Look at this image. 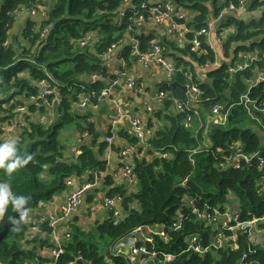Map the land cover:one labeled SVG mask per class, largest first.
I'll return each mask as SVG.
<instances>
[{
    "label": "trees",
    "instance_id": "1",
    "mask_svg": "<svg viewBox=\"0 0 264 264\" xmlns=\"http://www.w3.org/2000/svg\"><path fill=\"white\" fill-rule=\"evenodd\" d=\"M240 1L223 0L219 4V0H180L197 13L188 21L192 31L186 37L192 40L195 32L209 25L211 17L216 18L221 10ZM44 2L0 0V122H9L16 105L24 104L39 93L37 81L46 80L55 90L48 95L50 100L56 93L61 97L54 121L43 123L27 116V124L18 131L14 141L16 156L27 162L11 173L0 167V264H134L128 254L115 253L112 247L135 228L156 224L164 225L165 236L151 235L153 244L147 243V246L158 253L154 258L149 254L140 255L138 258L143 264H264V243L253 245L247 233L238 234V248H218L199 255L186 250V238L199 235L203 244L208 245L216 232L214 226H205L191 214L180 229L170 228L180 208L185 213L191 212L193 207L185 204L188 198H195L194 206L199 208L205 203L232 204L240 209L242 219L264 214V192H259L258 185L264 166L260 167L255 157L250 162L242 160L236 167L234 158L237 142L241 143L244 153L264 157V133L252 125L259 124L264 131V81L248 92L251 82L264 72V0H255L248 7L251 12L261 10L257 15L242 19L233 14L226 23L220 24L221 28L234 27V32L222 42L225 58L220 66L216 65L219 58L205 35L198 36L201 39L199 51H193L191 43L184 48L173 43L178 52L174 56L167 53L177 66L171 82L195 84L200 90L202 106L189 105L190 96L181 87L163 84L162 90L170 91L185 108L173 109V101L168 99L154 111L149 126L156 117L163 124L153 129L151 147L145 152L140 150L142 156L133 159L139 189L133 191L124 182L116 183L114 176L107 172L100 185L105 188L114 185L105 196L122 195L128 211L126 216L119 221L113 217L97 221L89 232L73 226L70 237L62 245L64 251L56 260L54 256L43 257L37 251L40 247H54L47 236L52 228L47 221H40L39 211L42 205L51 203L57 194L67 189L66 180L70 176L81 177L88 173L94 180L93 171H107L103 155L108 143L98 142L99 133L92 122L79 123L78 118H87L91 110H82L76 103L81 94L91 95L95 103L102 101L99 93L108 85L104 78L113 75L99 54L119 43L131 24V15L127 12L122 23L115 21L125 4L123 0H53L45 16L26 18L22 31L17 33H21L22 38L14 34L10 39L19 13L29 10V15L35 16L30 13L31 8L41 10L40 3ZM134 3L139 5L140 0ZM89 30H96L101 37L95 49L78 47L76 41ZM138 36L142 49L147 50L154 39L153 32L140 31ZM259 36L260 39L253 41ZM241 41L251 42L233 45ZM256 51L258 54L250 66L231 70L237 66V61L244 60L239 54ZM122 53L128 64L133 62L128 47L120 53L121 57ZM194 63L204 67L202 78L198 77ZM94 73L100 76L97 80L82 79L83 75ZM246 93L255 104L244 101ZM215 103L221 104L222 113L226 115L222 124L215 123L214 115L212 122L208 121L204 111L211 107L212 112ZM44 110L41 106L39 112ZM31 111H37L33 104ZM69 122H75L92 137L90 142L80 146L81 152L75 159L65 157L66 146L59 138L60 130ZM107 133L113 134L110 130ZM126 137L131 144L138 143L132 135L126 134ZM3 144L0 139V145ZM156 150L169 152L171 158L156 155ZM19 197H24L26 202L18 210L13 199ZM133 202L139 203L140 208L129 209ZM152 220L156 222L150 223ZM34 227L38 229L37 235L31 231ZM164 253L175 257L167 260Z\"/></svg>",
    "mask_w": 264,
    "mask_h": 264
},
{
    "label": "built area",
    "instance_id": "2",
    "mask_svg": "<svg viewBox=\"0 0 264 264\" xmlns=\"http://www.w3.org/2000/svg\"><path fill=\"white\" fill-rule=\"evenodd\" d=\"M246 1L241 0L238 5L231 3L229 7L226 9L233 11L235 13H244L248 11V8L245 7ZM249 6H251L255 0H249ZM125 3L121 9V12L118 14L117 19L115 21L117 23H122V18L127 15L129 12L131 24L125 31L124 38L121 40L128 45L130 52V59L133 61L135 59L141 61L145 66L158 65L162 69H164L169 77V82L172 81L173 76L177 71V66L173 58L167 55V46L159 39H152L150 42V46L147 50L142 49V42L139 38L138 34L140 32L141 26H144V30L148 33L150 31L153 32L154 28L164 24L166 21L169 22V32L171 34H177L178 44L184 48L187 43H191V48L193 51H199L201 47V39L198 37L200 35L206 36V41L210 47L214 48L211 35L214 32V21H211L209 25L205 28H202L198 32H195V36L192 40L186 37V34L191 32V28L188 25V21L191 19V15L187 12V8L180 0H140L139 5L134 3V0H123ZM127 8V10H126ZM31 14L37 13L35 8H31ZM254 13V12H251ZM257 15V14H256ZM97 31L89 30L86 31L81 38L76 41V45L81 48L85 47H94V44L97 42ZM259 36L257 39H260ZM219 41L221 40L218 37ZM180 40V41H179ZM117 45H112V47L108 50V52L99 54L101 58L104 59V65L108 69L110 75H113L112 78L106 77L109 79V83L106 87H104L100 91V97L108 98L112 100L114 107L113 112L109 113L110 120L112 122V128L110 131L113 132V126L117 123L119 118L123 114L122 107L115 101L113 98V93L115 89L123 84L132 91L143 92L144 84L139 79L134 76H130L126 74V65L127 60L125 57H121L119 54V62L118 65L113 64L110 61V56L114 50V47ZM258 52H251L250 54H242L244 56L245 61L237 62L236 67H231V70L237 71L240 69H245L250 66V62H252ZM123 55V53H122ZM241 56V55H240ZM221 59H217L216 65H221ZM92 77V81L97 80L100 76L96 73L92 75H88ZM104 78V79H106ZM261 81H264V72H260L254 81L249 85V90ZM39 86V93L36 95H32L29 99V103L26 104H18L13 109L14 113H17L19 117H16L13 123L8 122H0V139L3 140L4 143H13L16 139L15 129L22 130V127L27 124L26 117L31 115V105L37 107L36 116L39 117V121L43 123L51 122V115H54V109L57 110L58 105L61 103V97L56 93L52 100L49 99L48 95L55 92V90L51 87V85L43 81H37ZM188 86V95L190 96L189 105H194L197 100H199L200 90L195 84H187ZM157 101L164 104V102L168 99H171L172 108L175 110H183L185 108L184 103L180 102L175 97H172L168 91L160 90L157 93ZM244 101L246 103H253L255 101H251L248 93L244 95ZM77 107L82 110L92 109L97 106V103L93 101V98L89 94H81L77 103ZM43 106L45 108V112L40 113V107ZM54 108V109H53ZM222 106L219 103H215L212 106V115L215 117V123L222 124L225 122V118L222 116L221 110ZM146 110L150 113H154V107L147 106ZM264 111V109L262 110ZM261 112V111H260ZM34 113V112H33ZM49 113V117L46 114ZM24 115V118L21 116ZM35 115V114H34ZM15 115L12 117L14 118ZM11 118V119H12ZM147 125H145L143 116L141 114H137L132 120V127L130 131V135L135 137L138 140V143L135 144V150L131 146H126L120 150H117L118 157L121 161V172L115 173L113 176L115 178L116 183L128 182L132 184L136 182V176L134 174V166L133 159L137 156L136 147H142L143 149H148L151 147L150 145V137L153 135V130H151L150 134L147 131ZM79 136H91L89 132L79 131ZM105 141L112 148L116 143V138L113 134H108L105 137ZM74 152L79 154L81 150L75 149ZM156 155L163 156L165 158H171V154L169 152H161L155 151ZM139 157V156H138ZM257 157L259 159V166H264V157H260L259 154H251L248 155L243 152V147L241 143H236V153L234 158L236 160V167L241 165L242 160L246 162H250L253 158ZM94 175V180H84L79 183L80 176H70L66 180L67 189L76 182L78 185L71 190L67 198L63 203L59 206V214L56 216H52L50 214L42 215L40 221L48 222L52 228L51 234H55L58 224L62 220H68L71 216L78 210L80 204L84 197H86L95 186H99L103 183V178L105 175L104 171L95 170L92 172ZM259 192H264V175H262L258 181ZM124 197L122 195H115L105 198V205L109 208H113L117 203L123 202ZM186 201V205L192 206L191 212L185 213L183 208H180L177 212V215L174 217L170 228L172 230H178L182 227L184 220L188 219L191 214H194L198 220H201L205 226H214L216 232L208 245H204L202 239L199 235H191L186 238V243L188 244L187 249L193 253L199 255H206L211 252L213 249L218 248H238V234L239 233H247V235L253 241V245H262L264 243V214L262 216H251L248 219H242L240 209H235L232 204L226 203L224 206H213L205 203L203 208H199L194 206L195 198H188ZM143 229V230H142ZM71 230L68 229L64 234V238L67 239L70 237ZM141 236L139 237L138 236ZM152 234H157L159 236H165L164 225H149L145 227L135 228L131 233H129L125 237V245L120 248V253L128 254L131 259L138 258L140 255H151L153 258L156 257L157 251L155 249H149L147 243L153 244V239L151 237ZM64 249L62 245H59L54 249V259L56 260L61 253H63ZM251 251H253L251 249ZM175 257L173 254H165L164 258L167 260H171Z\"/></svg>",
    "mask_w": 264,
    "mask_h": 264
},
{
    "label": "crops",
    "instance_id": "3",
    "mask_svg": "<svg viewBox=\"0 0 264 264\" xmlns=\"http://www.w3.org/2000/svg\"><path fill=\"white\" fill-rule=\"evenodd\" d=\"M152 1H157V0H152ZM26 11V12H25ZM21 11L18 15L17 23L19 26H21L24 23V20L28 17L27 15L29 14V10ZM187 12L191 15V19H193L196 16V11L187 8ZM235 12L230 11L226 8L221 10V12L218 14V16L211 17L210 22L214 21L215 25L217 26V22L219 21V27L217 28L218 30L214 31L213 34L211 35V39L214 45V50L217 53V56L219 59L225 58V53L223 51V45L222 42L226 37H228L229 33H231L234 29L232 25L230 26H223L224 28L220 27V24L223 25L226 23L227 19L233 15ZM235 15V14H234ZM241 16V15H240ZM17 27V33H19V27ZM225 29V30H224ZM13 30V29H12ZM223 30V31H222ZM141 32H145V34H148L147 31H143L142 28L140 29ZM220 31V33H218ZM222 31V32H221ZM225 31V35H224ZM125 34V33H124ZM153 34L155 39L161 40L165 45L167 46V53L171 54L174 56L178 51L175 50L173 43L182 48L178 42L177 44L173 41L174 40V35L169 32V22L166 21L164 24L158 26L157 28L153 29ZM17 36L21 37L20 35L17 34ZM218 37L221 38L219 41ZM101 38V37H100ZM99 37L97 38L100 39ZM124 38V35L122 38L119 40V43L117 44L116 47H114V50L110 56V61L118 65L119 62V54L123 51H125L126 47L128 45L123 41H121ZM95 45V44H94ZM95 49V46H94ZM167 54V55H168ZM169 54V55H170ZM123 56V55H122ZM195 71L198 75V77L202 78L205 69L203 66H199L197 63H194ZM126 74L130 76H134L135 78L139 79L141 82L144 84V91L143 92H138L136 93L135 91H132L125 85L121 84L119 85L114 93H113V98L117 103L122 107L123 109V114L119 118L116 124L113 126V132L116 138V143L115 145L111 148L109 145H107V151L103 155V159H106V165H107V171H104L105 173H110L114 175L115 173L121 172V161L118 157V152L117 150H120L126 146H131L135 150V144H131L126 137V134H131V127H132V120L137 114H141L143 116V120L145 125H147V130L150 134L151 130L155 129V127H150L149 122L153 117L154 113H150L146 110L147 106H152L154 107V110L160 108L163 106L161 102L157 101V93L158 91L162 90L163 84H168L169 83V77L167 76V73L164 69L159 67L158 65H152V66H145L143 63L137 59L133 60L131 63H127L126 65ZM174 79V77H173ZM173 81V80H172ZM170 92V91H169ZM171 93V92H170ZM172 97H174L172 95ZM199 103V100H197ZM194 103V105L199 107L201 104ZM28 104L29 102H25ZM113 107L114 104L112 100L108 98H103L102 101L97 103V106L91 109V114L86 118L82 117L83 120L92 122L96 131L99 133L98 136V142H103L105 141V137L108 135V131L111 130L112 128V122L109 117V113L113 112ZM15 117L12 119H9L8 123H13L16 119V117H19L17 113H14ZM51 115V120L53 119L52 117L54 115ZM47 117H49V113L46 114ZM37 119V116L34 115ZM21 118H24V115L21 116ZM81 118V117H79ZM155 126V123H154ZM17 128L15 129V134L18 133ZM86 132L85 130L79 129L77 134H74V138H72V142L70 144V147L66 149L65 157L75 159L78 154L74 152L75 149L80 150V146L83 143H88L92 140L91 136L85 135V136H79L80 132ZM264 133V131L262 130ZM262 133V134H263ZM140 150L146 151V149H143L142 147H136V153L137 156L141 157ZM143 152V156H144ZM94 172V171H93ZM93 175V174H92ZM94 177V175H93ZM84 180H91L90 176H88V173L85 175L81 176L79 179V183ZM121 182L120 184H122ZM125 186L133 191H136L139 189V182H133L132 184L125 182ZM78 185V182L75 183V185L69 187L66 189L64 192L57 194L53 201L51 203H47L42 205L41 210L39 211V216L40 215H47L50 214L52 216H56L59 214V206L61 203L65 201L71 190L75 188V186ZM102 185V184H101ZM96 187H102L100 190ZM114 187V185L109 186L105 188L104 186H95V188L86 196L83 198L82 203L80 204L78 210L71 216L70 219L68 220H62L59 222L57 230L55 234H47V236L50 238L51 242L54 243V247L51 246H45V247H40L37 249L39 252V255L46 257V258H53V253H54V248L58 247L59 245H63L65 238L64 234L68 229L72 230L71 226H78L81 230H83L79 225L76 223L78 221H83L84 217H87V215L92 216V221L89 227L90 231L95 227V224L97 221H101L105 218L113 217L116 221L122 220L126 214L127 210L124 208L123 202L117 203L113 208H109L105 205V198H106V191ZM130 208H140L139 203L133 202L130 206ZM84 212V216H81V213ZM78 220H75L79 217ZM37 228L34 227L31 231L35 233L34 235H37ZM84 231V230H83ZM87 231V232H88ZM33 235V236H34ZM32 237V236H31ZM141 237V236H139ZM142 238V237H141ZM125 245V237L119 240L114 244L112 247L113 252L115 253H120V248H122ZM134 264H143V261L139 258L134 259Z\"/></svg>",
    "mask_w": 264,
    "mask_h": 264
},
{
    "label": "rangeland",
    "instance_id": "4",
    "mask_svg": "<svg viewBox=\"0 0 264 264\" xmlns=\"http://www.w3.org/2000/svg\"><path fill=\"white\" fill-rule=\"evenodd\" d=\"M43 1H45L44 3H40V5H41V10H37V13H36V15L35 16H32V15H27V16H30V17H37V18H40V17H43V16H45V13L44 12H47L49 9H50V6L52 5V3H53V0H43ZM223 0H219V4H221V2H222ZM261 10H255V12L254 13H251V11H247V12H244V13H242V12H240V13H234L235 15H241V17H242V19L243 18H249V17H251V16H254V15H256V14H258L259 12H260ZM26 12V11H25ZM25 25V20H24V23L21 25V26H19L18 25V23H17V26L20 28L19 29V31H22V28H23V26ZM217 31L218 29H217V26L215 25L214 26V31ZM225 30V29H224ZM223 31V30H222ZM221 31V32H222ZM234 32V31H233ZM232 32V33H233ZM218 33H220V32H218ZM14 34H17V27L15 26L14 28H13V30L11 31V34H10V39H11V35H14ZM224 35H225V31H224ZM226 36V35H225ZM178 36H177V34L176 35H174V42L177 44V41H178V38H177ZM180 41V40H179ZM26 43V42H25ZM242 54L243 53H241V54H239V58H242L243 56H242ZM240 55H241V57H240ZM228 59V58H227ZM243 61H245V60H243ZM237 62H241V61H237ZM24 73H22V75H23ZM200 101V100H199ZM196 103V102H195ZM198 103V102H197ZM198 104H200V102L198 103ZM193 106H195V105H193ZM202 106V105H201ZM200 106V107H201ZM195 107H197V108H199V105L197 106H195ZM54 109V108H53ZM30 111H31V108H30ZM204 111H205V113L207 114V116H208V121H210V122H212V119H213V116H212V112H211V107H208V108H205L204 109ZM44 112H45V110H44ZM34 114L36 115L37 113H33L32 111H31V115H29L28 117H27V119H29L30 118V120H38L39 121V117L37 116V119L35 118V117H33L34 116ZM221 114H222V116L225 118V120H226V115H224L222 112H221ZM82 115H84V114H82ZM89 116V115H88ZM55 117H56V110L54 109V116L52 117L53 118V121L55 120ZM84 117V116H83ZM154 119V118H153ZM78 120H79V123H81L82 125H85L88 121H84L83 120V118L81 117V118H78ZM154 123H155V126H154ZM153 125L151 126L152 128L153 127H155V129H157L159 126H162V124L163 123H161V121H159V119H157V117L154 119V121H153V123H152ZM253 125V127H255V129H258L260 132H262V127L259 125V124H252ZM80 128H78L77 127V125H76V123L75 122H69V123H66L65 124V126L60 130V134H59V138H60V140L65 144V146H66V149L67 148H69L70 147V144H71V142H72V138H74V134H77L76 132H78V130H79ZM205 143L207 144L208 143V139L205 141ZM81 216H84V212H82L81 213ZM80 218V215H79V217L77 218V219H75V220H78ZM93 219H92V216L89 214V215H87V217H84V220L83 221H78L76 224L77 225H79L85 232H87L88 230H89V227H90V224H91V221H92ZM71 228L73 229V227L71 226ZM89 232V231H88ZM138 236H139V234H138Z\"/></svg>",
    "mask_w": 264,
    "mask_h": 264
},
{
    "label": "clouds",
    "instance_id": "5",
    "mask_svg": "<svg viewBox=\"0 0 264 264\" xmlns=\"http://www.w3.org/2000/svg\"><path fill=\"white\" fill-rule=\"evenodd\" d=\"M15 157V159H12ZM31 159V157H28ZM27 160H21L20 157L16 156V148L13 143H4L0 145V167H5L8 173H11L21 163H26ZM24 197L14 198L13 205L16 209H20L25 203ZM26 213H22V216Z\"/></svg>",
    "mask_w": 264,
    "mask_h": 264
},
{
    "label": "water",
    "instance_id": "6",
    "mask_svg": "<svg viewBox=\"0 0 264 264\" xmlns=\"http://www.w3.org/2000/svg\"><path fill=\"white\" fill-rule=\"evenodd\" d=\"M249 3H250L249 0L246 1L245 7H247V8L250 7V6H249ZM141 28H142V30L144 31V26H143V25L141 26ZM253 41H256V40L253 39ZM250 42H251V41H241V42H238V43H234L233 45H234V46H237V45H248V44H250ZM82 79L85 80V81H92V77H91V76H88V75H83V76H82ZM105 80L107 81V83H109V79L106 78ZM168 85H170L171 87L177 85V86L181 87L185 92L188 91V86H187V85L180 84L178 81L169 82ZM257 112H259L261 115L263 114V112H260V111H257ZM104 161L107 162L106 159H104ZM155 222H156L155 220H152L150 223H155ZM142 230H143V229H142ZM79 260L81 261L80 258H79Z\"/></svg>",
    "mask_w": 264,
    "mask_h": 264
},
{
    "label": "bare ground",
    "instance_id": "7",
    "mask_svg": "<svg viewBox=\"0 0 264 264\" xmlns=\"http://www.w3.org/2000/svg\"><path fill=\"white\" fill-rule=\"evenodd\" d=\"M135 168V167H134Z\"/></svg>",
    "mask_w": 264,
    "mask_h": 264
}]
</instances>
